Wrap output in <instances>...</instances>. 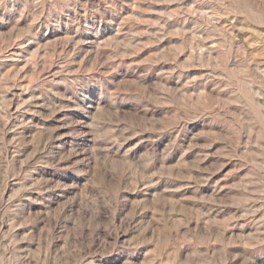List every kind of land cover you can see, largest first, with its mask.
Instances as JSON below:
<instances>
[{
  "label": "rangeland",
  "instance_id": "obj_1",
  "mask_svg": "<svg viewBox=\"0 0 264 264\" xmlns=\"http://www.w3.org/2000/svg\"><path fill=\"white\" fill-rule=\"evenodd\" d=\"M0 264H264V0H0Z\"/></svg>",
  "mask_w": 264,
  "mask_h": 264
}]
</instances>
